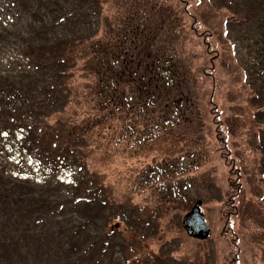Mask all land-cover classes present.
<instances>
[{
	"label": "rangeland",
	"instance_id": "rangeland-1",
	"mask_svg": "<svg viewBox=\"0 0 264 264\" xmlns=\"http://www.w3.org/2000/svg\"><path fill=\"white\" fill-rule=\"evenodd\" d=\"M21 1L1 3V24L12 29L35 21L32 10L36 7L44 21L51 20L53 8L60 7L57 2L50 4L52 9H44L37 0H24L22 5ZM62 2L74 9L61 10V20L89 27L72 45L76 55L70 69L75 76L66 87L75 96L76 108L82 111L94 99L86 96L94 77L86 58L100 55L105 62V42L110 54L115 50L117 56L130 49L126 58L131 59L133 53L138 55L134 45L153 39L150 60L156 64L162 60L166 83L156 88H150L149 81L141 84L142 94L137 96L136 91L135 104L117 116L107 115L101 125L83 115L75 123L48 120L43 129L45 144H50L45 150L72 142L84 159L78 164L66 160L48 165L53 170L45 183L17 179L13 173L19 172L23 154L13 148L12 134L1 135L0 170L4 174L0 182H22L23 188L15 191L29 190L35 195L30 199L0 196V240L7 242L0 251L4 264H39L54 256L52 263H68L65 243L72 236V225L68 219H51L49 214L61 213L56 209L60 205L65 210L83 205L86 196L109 198L97 223L110 247L106 254H96L97 261L115 264L117 255L126 260L130 248L136 255L128 254L125 264H264V96L252 79L249 61V45L264 14V0ZM97 7L102 13L90 25L89 12ZM61 32L56 28L57 34ZM5 40V44L0 42V61L21 57L20 39ZM49 57L54 54L47 52L42 62L49 64ZM214 107L222 122L220 129ZM67 128L74 135L69 137ZM76 177L86 179L78 190L73 188ZM46 195L59 200L54 205L47 204L53 199L42 203ZM197 200L202 201L211 229L206 239L189 236L182 225L183 216ZM130 211L139 225L131 223L133 218L129 219L132 226L121 219ZM95 236L81 237L85 239L81 248ZM81 244L77 240L74 247Z\"/></svg>",
	"mask_w": 264,
	"mask_h": 264
},
{
	"label": "trees",
	"instance_id": "trees-1",
	"mask_svg": "<svg viewBox=\"0 0 264 264\" xmlns=\"http://www.w3.org/2000/svg\"><path fill=\"white\" fill-rule=\"evenodd\" d=\"M3 1L7 0H0V6ZM17 2L20 3V0H17ZM22 2L25 3V1L22 0L21 5ZM37 2L40 3L38 5L43 6L44 9H52L53 7L50 4L56 2L60 7L53 8L54 15L50 17L51 20L46 19V21H44L42 15H40L41 12L38 11V7H36L32 10L35 21L33 19L32 21L29 20L27 21L28 23L26 22L23 26L15 25L12 29L7 26V23H0V42L5 44V39H12L14 41L16 38L20 39L18 44L21 46V50L19 51L21 57L7 59L6 62L3 61V58L0 61L2 67V69H0V136L6 131H9V134L15 136V130L24 128L28 133H23V139L20 141L22 143L20 148L21 151L26 150L27 155L35 160H39L43 165H56L60 160L64 162L68 160L78 164L84 159L83 154L77 153L79 148H77L76 144H74L73 147V144H71L72 142H69V146L68 143H63L64 147L58 146L56 143L55 147L51 145L49 150H45L47 145L50 144V141H47L46 144L44 141L45 131L43 128H45L47 121L54 118L58 124H60L61 120H63L64 123L67 121L75 123V120H79V116L83 115L90 120L95 119L96 125H101L105 121V117L107 118V115H111V117L117 116L119 112L127 106L130 107L135 104L137 101L134 98L136 91L137 96L142 94L140 89L141 84H147L149 81L150 88L165 85L166 82L164 83L162 81V74L164 75L163 70L166 68L162 60L157 62L158 64L155 63L153 58L150 60L153 39L146 40L145 43L143 40L141 44L138 42V44L134 45L138 47V55L135 56L133 53V57L131 59L129 58L130 60L126 58V53L130 49L121 50L118 52L117 56V51L115 50L110 54L111 50L108 48V43L105 42V62H101L102 59L100 55H95V57L90 59L86 58L91 64L90 71L94 74L91 90L86 91V96L93 95L94 99L90 107L84 109L86 107L84 106L81 111L78 107L76 108L75 96L69 93L66 83L69 79L73 80L75 76L70 69L72 66L71 63L75 59V52L72 45L74 44L76 46V41L84 37L82 33L89 27L87 26V28L84 29V23L74 27L72 24L69 25L66 19L61 20L63 16L61 10L68 13L72 12L74 9L73 7L67 8V5L63 6L64 3L62 0H37ZM99 8L100 7L90 10V25L92 23L91 21H93L96 16L101 15L102 10H98ZM38 17L40 18L39 20L37 19ZM51 21L57 23L48 24V22ZM56 28L62 30V32L57 34ZM77 32L80 36H78ZM204 33H206V31ZM251 42L252 43L249 45V61L251 70L255 75L252 79L258 85L259 90L264 96V14L259 18L255 26L254 38H252ZM92 43L94 46L97 44L94 41ZM14 44H17V41H15ZM101 46L102 45H99L98 48ZM97 51L96 49L92 52ZM47 52L54 54V57L48 58L49 64L42 62ZM147 54L149 57L145 59ZM99 65L103 67H98ZM17 66L20 68L18 69ZM110 66L114 67L112 71L109 69ZM141 68L142 71L140 72ZM165 73L167 74L164 78H168L169 81L170 77L166 70ZM132 95L133 97H131ZM78 102L81 104L82 100L79 99ZM214 110L215 124L220 129L222 122L219 119L216 107H214ZM67 135H69V137L74 135V130L68 129ZM49 136V138H53V135ZM261 166L264 173V159L262 160ZM79 168L83 171L82 166ZM0 171V179L3 180L2 174H4V171L2 169ZM10 177L12 178V176ZM76 179L78 180L77 186L73 188L78 190L86 179L81 180L79 177H76ZM11 184V182H0V196L12 195L14 198L18 199H30V197H35L34 194H29V190L15 191L17 188H23L21 187L24 185L22 182ZM7 191H9V193H7ZM49 196L50 195L41 197L42 201H40L46 204L47 200L53 199ZM86 197L87 199H85L87 201L83 205H73L70 210H65V206L60 205L56 207V209L61 211V213L59 212L57 215L55 213L56 211H53L54 213L49 214L51 219L61 217L68 219L70 222L69 224L72 225L70 228V230H72V236L69 237L68 242L65 243V252L69 259V262L66 264H105L102 260L97 261L96 254H106L110 247V242L109 239H106L107 235L105 236L103 227H99L100 224H98L97 221L105 214V200L108 201L109 198ZM56 199L58 198L48 201L47 204L54 205V202L56 204ZM72 201L76 204L78 202L77 200ZM63 202L61 204H63ZM43 211L46 217H48V212L46 210ZM71 214H73V216H71ZM74 215L78 217V220H71L69 218L70 216L74 217ZM135 216L136 215L130 211L126 217H122L121 219L125 220L128 226H132L131 223L133 222L134 225L137 226L139 223L136 222ZM131 218L135 220L132 221ZM129 219L132 221L131 223ZM137 219L141 221V218ZM33 222L34 220H31L30 223L32 224ZM92 225L96 227L91 228ZM91 233L96 235L95 238H93V242H88L81 248L84 244L83 241L91 235ZM83 236L85 239L81 241L80 239ZM77 240L82 243L80 247H74V242ZM6 243L5 240H0V251L2 248L1 246ZM120 250L125 252L121 243ZM127 251L128 254H131V257L136 255L130 248L129 250L127 249ZM133 251H135L134 248ZM128 254L126 260L117 255L118 261L115 264H118V262H120V264H125L124 261L129 259ZM53 259H55V256L52 257L51 261L46 258V261L44 260L38 263L54 264L52 263ZM137 259L138 258H136V260ZM139 259L141 260V258ZM58 261H55V264H59ZM0 264H4V259L1 258V256ZM60 264H63L62 261Z\"/></svg>",
	"mask_w": 264,
	"mask_h": 264
},
{
	"label": "water",
	"instance_id": "water-1",
	"mask_svg": "<svg viewBox=\"0 0 264 264\" xmlns=\"http://www.w3.org/2000/svg\"><path fill=\"white\" fill-rule=\"evenodd\" d=\"M182 225L191 237L206 239L210 236L211 229L202 211L201 200H197L191 210L183 216Z\"/></svg>",
	"mask_w": 264,
	"mask_h": 264
}]
</instances>
